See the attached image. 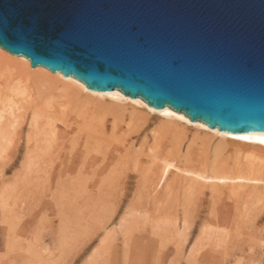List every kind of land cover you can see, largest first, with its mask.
Wrapping results in <instances>:
<instances>
[{"label":"bare ground","instance_id":"bare-ground-1","mask_svg":"<svg viewBox=\"0 0 264 264\" xmlns=\"http://www.w3.org/2000/svg\"><path fill=\"white\" fill-rule=\"evenodd\" d=\"M153 114L159 117L160 126L153 130L154 144L148 149L146 166L142 165L144 161L138 156L129 157L130 153L128 149H125V144L122 145L124 153L120 155H108L105 149V152L97 151L100 156L90 154L93 146L97 149L98 145L101 146L113 139L124 143L125 138L134 131V128L147 124ZM109 117L111 121L108 120ZM190 130L194 131V135L184 151L180 139L186 138V131ZM162 133L173 136V142L165 145L162 140H158V136ZM71 134H76L75 138H84L83 146L81 145L84 150L72 156L68 153L69 158L56 155L58 145L62 144ZM212 140L217 143L210 145ZM262 140H264V132L222 133L211 130L200 123H190L182 114L171 109L154 110L141 100L126 98L118 91L109 94L89 91L75 79H66L60 74L51 73L41 67L31 68L29 61L25 58L12 56L0 49L1 165L6 169L16 166L22 150L19 170L14 172L15 178L39 181L44 183V186H49L54 178L61 179L72 174L76 176L85 174L86 178V175H90L85 181L79 182V189H85L84 191L89 189L99 196L102 194L107 196L106 193L117 191L121 185L119 175L125 173V170L132 165L137 186L132 194L133 200L127 208L131 212V217L137 220L140 218L142 222L152 226L154 237L149 240V244H153L154 247L161 243L159 242L162 239L159 229H168L170 232L178 224L184 232L189 229L190 213L195 204L193 201H200V208L196 209L198 215L204 210V201L199 197L200 194H197V190L205 185L211 190L209 197L211 204L206 208L208 217L203 222L208 226L206 229H209L207 231L209 233L203 231L202 237H216L221 242L228 237L229 233L226 232L228 225L235 224L236 220L239 221L237 225L244 226L245 230L249 227L247 226L249 219L246 216L244 219L243 214H239L241 210L234 214L239 191L259 197L257 202L264 214V170L260 169L261 172L255 166V164H261L264 168V142H261ZM75 144L74 142V146ZM198 144L204 146L205 150L200 149L202 152L195 153L193 146ZM69 147L71 149L73 146ZM114 151H119V148ZM192 156H196L193 161L189 159ZM243 159L247 163H243ZM174 160H183L185 163L176 165ZM127 178L129 179V176ZM76 179L81 180L79 177ZM225 188L226 190L231 189V196L225 194L223 197ZM122 192V197L129 194L127 186L123 187ZM105 198L108 197H104L106 201ZM231 200L232 206L229 205ZM179 207L181 209H178ZM221 213H225L227 217ZM134 222L138 223L135 219ZM257 223L258 220L250 221V227ZM217 224H223L226 227L218 229L219 232L211 230L212 226ZM119 227L125 248H122L118 256L116 246L113 245V232L105 233L100 240V248H97L91 255L94 261L102 255L99 256L101 259L97 264H107V256L112 258L114 255L113 260H118L121 259L120 256L124 258L133 253L141 255L147 253L148 245H143L139 238H132L134 231L129 229L124 222ZM89 228L90 219H87L81 226L80 232H77L86 234ZM61 234L64 236V231ZM36 248L31 245L27 249L28 253H26L31 255L29 264H42L41 259L46 251L43 248L37 251ZM100 251L103 254H100ZM192 252L191 257L195 256L194 248ZM42 262L45 263V261Z\"/></svg>","mask_w":264,"mask_h":264},{"label":"water","instance_id":"water-1","mask_svg":"<svg viewBox=\"0 0 264 264\" xmlns=\"http://www.w3.org/2000/svg\"><path fill=\"white\" fill-rule=\"evenodd\" d=\"M0 49L211 130L264 132V0H0Z\"/></svg>","mask_w":264,"mask_h":264},{"label":"rangeland","instance_id":"rangeland-1","mask_svg":"<svg viewBox=\"0 0 264 264\" xmlns=\"http://www.w3.org/2000/svg\"><path fill=\"white\" fill-rule=\"evenodd\" d=\"M108 120L111 121V118L109 117ZM158 122L160 123L159 117L153 114L152 117L148 119L147 124L142 127L134 128V131H132V129V132L128 136L129 138L126 137L128 139L126 140L125 138L124 143L119 141L116 142V140L113 139L115 143L110 140L105 142V145H98L97 149L95 146H93L92 149L90 147V154L100 156V154H97V151H104L105 149L108 155H120L124 153L122 145L125 144V149H128L130 153L129 157L138 156L144 161L142 165L146 166V155L149 154L148 149L154 144L155 133H153V130L160 126ZM74 135L71 134L62 144L58 145L56 155H61L62 158H69L70 155L72 156L78 151L84 150V148L81 147V145L83 146L82 142L84 138H75ZM186 135V138L180 139L184 151L191 137L194 135V131H186ZM69 138L74 139L70 140ZM173 138V136L165 133L158 136V140H162L165 145H167L168 142H173ZM74 142L76 143L75 146ZM143 142L145 144H143ZM128 143L131 146H129ZM216 143L217 141L212 140L210 145H215ZM65 144L68 147H66ZM69 146L73 147L70 149ZM109 147L111 148L109 149ZM118 148L119 151H116V154L114 150H118ZM193 148H195V153L205 150V147H202L200 144L195 145V147L193 146ZM107 149L109 151H107ZM66 150H68V152ZM72 151L75 152L73 153ZM22 153L23 151L21 150L17 159L18 164L12 166L10 169H6L5 166L3 167L0 161V264H29L28 262L31 260V255L27 254V249L31 245L35 248L37 246V251L43 248L47 252L44 253L45 255H43L41 259L42 264H97L101 259L99 256L102 255L95 258V261L94 258H91V255L95 253L94 251L97 250V248H100V240L105 233L113 232V245L116 246L115 249L118 252V256L121 254L122 248H125L123 247V237L120 231L121 228L119 227L122 222H124L129 229L134 231L132 238L136 237L141 239L143 245H148L149 249L145 254L133 253L131 256H126L124 258L120 256L119 258L121 259L118 260H113L114 255L112 258L107 256V264H264V214L257 202V200L260 199L257 196L243 194L239 191V199L235 204L234 214L239 213V210H241L239 214H243L244 219L245 216L249 219V223H247L249 227L245 230L244 226L237 225L239 221L236 220L235 224L228 225V228H226V232L228 231L229 233L228 237L220 242L216 237L201 236L203 231L206 233L209 230L206 229L208 226L204 225L203 222L205 218L208 217L206 208L211 204V200H209L211 190L209 186L206 187V185L199 187L197 194H200L199 197L204 201V210L198 215L196 209L200 208V201L194 200L193 202L195 204L193 206V211L192 209L190 210L192 211L190 213L191 224L189 229L185 231L186 233L182 230L180 224H178L176 228L174 227L173 230H170V232L168 229H159L158 231L162 237L159 241L161 243L157 244L158 247H154L153 244H149V240L154 237L152 235V226L146 222H142L140 218V220H137L131 217V212L127 208L133 200L132 194L135 192L137 186V179L134 177L135 173L132 172V165L125 170L127 172H125L126 174L123 172L119 175V184L121 185L117 191L110 192L111 195L106 193L108 194L107 196H103V194L99 196L89 189H86V191H84L85 189L82 190V188L79 189V182L85 181L90 175H86V178L85 174L82 176H76V174L67 175L61 179L54 178L49 183L50 188H48L49 186H44L45 184L39 181L26 178H15L14 175L19 170ZM68 153H70L69 156H67ZM209 156H211V154ZM195 157L192 156L189 157V159L193 161ZM244 161L243 159V163H247ZM174 162H176V165H183V163H185L183 160H174ZM255 166H257L259 170H264L261 164H255ZM121 175L123 180L121 179ZM125 176H129V179H126ZM78 177L81 180L76 179ZM65 178L67 179L65 180ZM169 178H171V176H169ZM133 179L135 181H133ZM124 181L126 184L123 183ZM85 184L87 185V183ZM124 186H127L129 194L122 197ZM230 190L231 189L226 190L225 188L222 194L223 197L225 194L231 196ZM118 192H120V194ZM115 195L116 197L114 198ZM104 197H108L105 198L108 203H106ZM103 201H105V203ZM232 204L233 202L231 200L229 205L232 206ZM178 209L181 208L179 207ZM221 215L227 217L225 213H221ZM220 218L222 219V217ZM87 219H90L89 232L86 233L87 235L78 233ZM134 219L138 223L134 222ZM253 220H258V223L250 227V221ZM225 227L226 225L217 224L213 225L211 230L214 229L219 232L218 229H224ZM61 229L64 231V236L61 234L63 232ZM66 232L67 234H65ZM77 235L78 237H76ZM206 235L209 236V234ZM62 240L65 242L63 243ZM58 244L61 246L63 245L62 247H64V250L61 249L62 247ZM66 245L69 246L67 247ZM193 248L195 250V256L191 257ZM60 250L63 251L61 252ZM25 253L27 255H25ZM101 253L100 251V254ZM42 261H45V263Z\"/></svg>","mask_w":264,"mask_h":264},{"label":"snow or ice","instance_id":"snow-or-ice-1","mask_svg":"<svg viewBox=\"0 0 264 264\" xmlns=\"http://www.w3.org/2000/svg\"><path fill=\"white\" fill-rule=\"evenodd\" d=\"M261 142H264V140H262Z\"/></svg>","mask_w":264,"mask_h":264}]
</instances>
